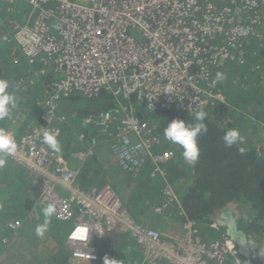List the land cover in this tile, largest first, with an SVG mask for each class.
<instances>
[{"label": "built area", "instance_id": "built-area-1", "mask_svg": "<svg viewBox=\"0 0 264 264\" xmlns=\"http://www.w3.org/2000/svg\"><path fill=\"white\" fill-rule=\"evenodd\" d=\"M20 2L30 6L29 15L23 22L13 19L11 31L2 32V16L13 15ZM0 38L15 41L28 63L40 64L37 76L55 77L37 105L42 123L20 139L6 129L18 145L11 157L39 179L30 220L39 218L38 208L48 202L56 205L60 220L71 219L76 209L80 220L66 245L79 260L98 259L95 239L129 234L143 253L141 264H241L225 233L210 242L201 238L168 182L164 165L174 153L158 152L156 125L140 120L136 106L124 101L136 98L149 112L190 114L227 103L219 82L214 83V70L244 63L246 43L264 39V0H0ZM20 85L25 89L24 81ZM102 91L112 94L119 108L107 122L101 113L86 118L100 135L92 136L91 148L76 157L85 161L104 145L125 173L136 176L151 166V177L164 184L161 201L151 209L156 217L173 220L171 226L137 221L108 183L83 190L79 170L43 144L45 128L59 138L68 121L60 109L63 98ZM7 118L20 120L13 111ZM258 151L264 153V145ZM10 226L19 228L21 221ZM78 226L86 229L82 235L75 231Z\"/></svg>", "mask_w": 264, "mask_h": 264}, {"label": "trees", "instance_id": "trees-1", "mask_svg": "<svg viewBox=\"0 0 264 264\" xmlns=\"http://www.w3.org/2000/svg\"><path fill=\"white\" fill-rule=\"evenodd\" d=\"M13 15L2 16V32L13 28V19L23 22L29 15L30 6L20 2ZM244 63H233L214 70L226 75L219 82L227 103H219L208 108L205 123L208 132L197 137L200 158L195 166L186 163L182 157V148L167 141L164 128L173 119L194 123V114L187 112L160 110L149 112L136 98L124 101L132 103L140 120L156 125L161 139L158 152L171 151L174 158L164 165L168 182L178 191L181 204L187 216L200 229V236L210 242L221 239L223 228H213L216 218L226 209H232L239 216L240 229L252 239V259L238 255L241 264H254L257 256L264 251V170L259 167L257 144L259 134L247 135L242 145L245 154L240 155L236 147L226 148L224 133L237 128L247 134L249 128L260 130L264 127V39L252 38L245 45ZM39 63L30 64L22 48L15 41L0 38V79L10 83L9 91L18 98V106L13 109L14 118L2 119L3 129H12L19 139L34 126L41 124L42 102L54 81V75L37 76ZM21 81L25 83L22 87ZM118 100L106 91L93 97L75 93L60 101V109L67 116L62 125V134L58 138L61 156L69 167L79 170L78 185L83 190L114 183L122 175L131 183L128 199L119 194L125 206L137 221L149 222L151 207L162 199L163 182L151 177L152 167L146 166L136 176L123 172L117 165L107 147L101 145L93 156L85 161L76 157V153L91 148L90 138L99 136L92 126L84 125L88 116L100 113L116 112ZM255 124V125H254ZM86 135L81 142L79 135ZM250 134V133H249ZM262 142V138L260 139ZM264 156V153H261ZM182 182L188 183L181 186ZM39 179L34 177L26 166L16 162L11 156L4 168H0V264H104V258L114 260L116 264H141L143 253L136 241L129 235H110L105 240L95 239L99 246L97 260H79L73 256L66 240L80 217L74 210L69 220H60L55 215L44 237H37L35 227L43 222L40 206L39 219L30 220V213L36 206L40 192ZM21 221L19 228L10 224ZM152 227L160 225L151 223ZM254 246V247H253Z\"/></svg>", "mask_w": 264, "mask_h": 264}, {"label": "clouds", "instance_id": "clouds-1", "mask_svg": "<svg viewBox=\"0 0 264 264\" xmlns=\"http://www.w3.org/2000/svg\"><path fill=\"white\" fill-rule=\"evenodd\" d=\"M226 78L225 74L217 72L214 83L223 81ZM9 88V81L7 79H0V119L7 118L10 112L18 106V98L13 92L9 91ZM101 115L104 122L112 119L111 110L101 113ZM206 115L204 111H198L194 113V123L186 124L184 120L173 119L168 122L167 127L164 128L163 134L165 139L174 145L180 146L183 150L182 157L184 161L192 166H195L200 158V148L198 147L197 137L208 132V126L204 122ZM83 123L87 125L90 121L86 119ZM223 141L226 148L236 147L240 155L245 154V148L242 146L244 144V137L237 128L228 129L224 133ZM42 142L52 153L57 155V159H60L62 146L57 138L56 132L45 128L42 133ZM17 147L18 145L15 141L14 133L0 128V168L6 166L9 156L17 152ZM41 211L43 222L35 227V234L37 237L42 238L49 228L52 217L56 215L57 208L54 203L48 202L44 204ZM75 231L78 235H82L86 229L83 226H78ZM104 264H116V262L104 258Z\"/></svg>", "mask_w": 264, "mask_h": 264}, {"label": "water", "instance_id": "water-1", "mask_svg": "<svg viewBox=\"0 0 264 264\" xmlns=\"http://www.w3.org/2000/svg\"><path fill=\"white\" fill-rule=\"evenodd\" d=\"M259 167L264 169V156L258 155ZM218 228H223L225 234L235 243L238 254L245 259H252V248L248 236L240 229L239 220L232 209L224 210L215 220ZM254 264H264V253L257 256Z\"/></svg>", "mask_w": 264, "mask_h": 264}, {"label": "rangeland", "instance_id": "rangeland-1", "mask_svg": "<svg viewBox=\"0 0 264 264\" xmlns=\"http://www.w3.org/2000/svg\"><path fill=\"white\" fill-rule=\"evenodd\" d=\"M255 125V124H254ZM259 125H261V127H260V130L258 131L256 128H249L248 130H246V131H248L247 132V134H242V132L240 131V134L244 137V142L247 140V139H250L247 135H255V133H258L259 134V141H258V144H257V149H258V147L261 145H264V142H262L260 139L262 138V140H264V127L262 126L263 125V123H259ZM250 133V134H249ZM253 139H255V140H258V139H256L255 138V136L253 137ZM259 152V151H258ZM118 166V165H117ZM116 180H118V182L117 181H115V183H117L118 184V186H116V184H112V183H108L109 184V186L110 187H112L113 188V190H114V186L116 187V189L118 190V192H119V194H121V195H123L124 197H126V200L128 199V197H127V193H129V190L131 191V189H129V188H131V183H129V179L127 180L124 176H122V175H119V176H117V178H116ZM114 192L117 194V196H119V194H118V192L116 191V190H114ZM120 197V196H119ZM120 199L122 200V198L120 197ZM161 201V200H160ZM124 203V202H123ZM159 203V202H158ZM148 212H149V216H150V220H149V222H146L147 224H149V225H151V223H155V224H157L158 223V225H160L159 227H156V228H162V226L163 225H170L171 226V224H172V222H173V220L171 221V220H169V221H167V220H165V219H162L163 217H161V216H155V214L152 212V209L149 211L148 210ZM235 214H236V212H235ZM236 216L238 217V219H239V216L236 214ZM34 219V218H33ZM37 219H39V218H37ZM250 238H251V236H250ZM249 242H252V239L251 240H249ZM252 246V245H251Z\"/></svg>", "mask_w": 264, "mask_h": 264}, {"label": "flooded vegetation", "instance_id": "flooded-vegetation-1", "mask_svg": "<svg viewBox=\"0 0 264 264\" xmlns=\"http://www.w3.org/2000/svg\"><path fill=\"white\" fill-rule=\"evenodd\" d=\"M264 170V169H263Z\"/></svg>", "mask_w": 264, "mask_h": 264}]
</instances>
